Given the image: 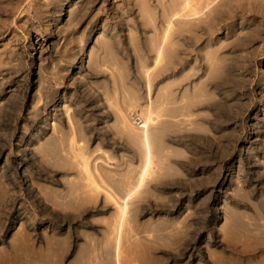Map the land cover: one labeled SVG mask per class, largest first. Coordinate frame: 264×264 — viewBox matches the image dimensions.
<instances>
[{
  "label": "rangeland",
  "instance_id": "1",
  "mask_svg": "<svg viewBox=\"0 0 264 264\" xmlns=\"http://www.w3.org/2000/svg\"><path fill=\"white\" fill-rule=\"evenodd\" d=\"M55 1L0 0V264H264V0L201 41V52L224 47L226 71H206L222 81L210 88L215 108H184L203 69L173 88V103L161 90L181 73L153 81L167 146L143 184L120 115L147 113L145 69L133 49L104 63L98 51L105 36L125 46L151 37L149 13L173 0ZM68 112L99 163V188L79 158L57 155L76 137ZM49 192L68 199L39 201ZM257 242L259 252L247 246Z\"/></svg>",
  "mask_w": 264,
  "mask_h": 264
},
{
  "label": "bare ground",
  "instance_id": "2",
  "mask_svg": "<svg viewBox=\"0 0 264 264\" xmlns=\"http://www.w3.org/2000/svg\"><path fill=\"white\" fill-rule=\"evenodd\" d=\"M62 1L63 0L55 1L54 7L59 8ZM223 1L224 0H173L170 3L162 2L159 14L151 11L147 18V22H145V25L150 27L153 31L151 37H148L144 41H135L132 43V46H125L124 43L114 44L115 41L110 37L106 38V36L103 38V42L102 39L100 41V51H98L100 56L98 55V57L103 63L111 60L118 61L128 55L126 49H133L137 58L141 61L142 68L145 69L147 113L144 115L137 110L136 107L129 106L120 115L123 128L127 129V134L136 150V156L144 159L143 168L141 169V184H143L145 178L151 174H149V172L151 171V167L155 164L154 154L159 150H164L167 146L164 137L162 138L161 136V132H155L157 128H160L157 122L162 115H160V111H156L155 109L158 105L155 104L153 97V81L156 80L159 75L166 74V76H174L177 73H181L180 82H172L161 90L162 93H166L170 96L169 103H173V99H178V96H175L173 88L176 85H181V87H183L185 83L190 82L192 77H195L202 69L205 77L207 76L206 71L225 72V66L218 65V59L221 58V52L224 47L220 46L215 49L211 47V43H208V45H205L204 51L201 52L199 51L201 41L207 38H213L218 30L228 24L232 13L257 9L260 3V0H239L234 9H224L218 17L216 16L215 18L209 19L202 18L204 15L210 16L215 7L221 5ZM69 8L70 7L67 6V9ZM95 33L96 31L89 35V37H95ZM113 46L119 47L118 51L114 50L113 48L115 47ZM150 62H152L151 66L147 68ZM202 65H206L205 69ZM157 68L160 69L157 70ZM98 70L100 71L99 68ZM113 75L115 78L117 77L116 73ZM214 78L215 75L207 76L202 85L193 87L191 93L184 90L181 94L182 100L186 97L195 99L194 101L187 102L184 108L189 107L190 111L200 107L215 108L217 101L209 96L210 88L215 85H222V81L219 79L214 80ZM114 81L115 85H117V80L114 79ZM203 90L206 91L204 94L205 98H202ZM105 91L108 92L107 96L111 95L106 86ZM167 105L168 104H166V106ZM163 106L164 103L160 104V108ZM66 117L69 120L71 132L76 137L68 150L66 148L62 149L57 155L66 160L69 158L67 154L79 158L81 160V168L90 176L93 187L99 188L94 178V176L99 173V163L89 162L87 156L91 154L92 151L88 144L82 146V143L79 142V129L83 128L76 125L71 112H68ZM82 136L85 137L84 134ZM57 138L61 140L62 134L57 135ZM65 151L68 153H65ZM54 156L51 153L46 155L49 161H52ZM94 172L96 174H94ZM50 194V192L46 193L39 201L42 200V202L47 205L55 204L58 201L63 202L68 199L69 192L55 198L51 197ZM130 196L131 194L122 202V207L125 209L123 212L124 217H126L127 214L126 209L128 208ZM53 250H55V248H53ZM118 264H121L119 259Z\"/></svg>",
  "mask_w": 264,
  "mask_h": 264
},
{
  "label": "crops",
  "instance_id": "3",
  "mask_svg": "<svg viewBox=\"0 0 264 264\" xmlns=\"http://www.w3.org/2000/svg\"><path fill=\"white\" fill-rule=\"evenodd\" d=\"M225 221H227V220H225ZM234 223H232V225H233ZM242 228H244L243 226H242ZM242 232V235H243V233H244V231L243 230H241ZM248 235V234H247ZM247 246L248 247H250L251 246V248L253 249V250H255L256 252H259L260 250H261V248H262V245H261V243H259V242H257L256 244H247ZM248 249V248H247ZM210 259H211V262L213 263V264H217V262H216V259H214L213 258V256H210Z\"/></svg>",
  "mask_w": 264,
  "mask_h": 264
}]
</instances>
